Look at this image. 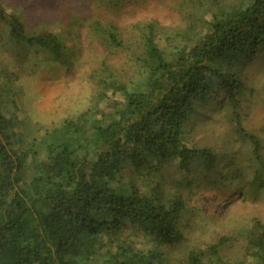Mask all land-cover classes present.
<instances>
[{"label":"trees","instance_id":"trees-1","mask_svg":"<svg viewBox=\"0 0 264 264\" xmlns=\"http://www.w3.org/2000/svg\"><path fill=\"white\" fill-rule=\"evenodd\" d=\"M186 4L188 28L169 38L154 24L143 26L140 53L115 28L89 23L109 50L131 52L140 76L124 82L105 66L98 102L76 120L28 129L12 109L19 89L1 68L0 264H264L258 218L214 244L191 246L184 261L167 257L189 225V200L234 176L221 170L229 153L199 142L192 119L211 120L207 99L218 90L237 111L246 91L237 70L243 74L264 48V0ZM0 28L9 40L3 49L48 51L64 62L60 36L30 33L1 0ZM203 106L208 117L200 114ZM234 116L259 160L251 182L257 188L264 183L263 147ZM168 169L184 176L156 182L154 175L167 177Z\"/></svg>","mask_w":264,"mask_h":264},{"label":"rangeland","instance_id":"rangeland-1","mask_svg":"<svg viewBox=\"0 0 264 264\" xmlns=\"http://www.w3.org/2000/svg\"><path fill=\"white\" fill-rule=\"evenodd\" d=\"M1 1L6 11L17 15L30 33L60 36L65 44L64 62H60L48 51L24 49L19 45L18 52H12L9 49L12 47L3 49L9 40L0 33V74L1 68L6 67L11 83L19 89L13 97L12 109L28 129L51 128L66 119L76 120L93 107L98 102L100 83L96 82L105 76H102L105 66L124 82L138 81L140 74L131 52L109 50L93 36L91 21L115 28L126 45L140 53L143 26L154 24L160 33L171 38L188 28L192 15L187 0ZM160 39L164 44L165 39L162 36ZM28 57L30 61L26 62ZM237 74L246 86L244 94L238 95V110L234 111L227 96L218 90L207 99L212 109L211 120H196L194 116L189 127L199 142L211 143L229 153V160L222 164L221 170L224 176L229 173L234 176L229 181L217 179L219 182L212 185L211 191L199 190L189 200L194 211L186 217L189 225L184 229L183 240L167 254L174 262L184 261L193 245L214 244L222 237L233 236L249 229L255 218L264 222V183L257 188L251 186L259 160L250 142L243 139L234 116L238 112L242 128L260 140L264 160V48L251 58L243 74L240 70ZM3 81L0 76V85ZM200 114L208 117L210 112L203 106ZM170 171L167 170V177L154 175L156 182L168 183L169 178L184 176ZM135 179L139 184L143 177L138 175ZM174 194V190L168 193Z\"/></svg>","mask_w":264,"mask_h":264}]
</instances>
